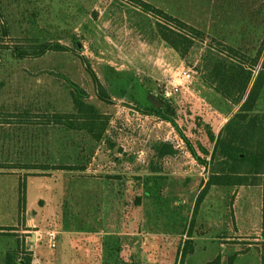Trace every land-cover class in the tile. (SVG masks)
I'll list each match as a JSON object with an SVG mask.
<instances>
[{
  "label": "rangeland",
  "instance_id": "1",
  "mask_svg": "<svg viewBox=\"0 0 264 264\" xmlns=\"http://www.w3.org/2000/svg\"><path fill=\"white\" fill-rule=\"evenodd\" d=\"M144 1L252 56L264 39V0ZM0 10L9 32L0 23V45L10 46L0 59V165L78 168L0 170V197L10 199L14 216L18 203L21 217L28 211L27 234H12L15 251L25 244L22 264L29 257L33 264H208L219 255L228 264L235 249L247 252L255 239L264 245V187H214L197 210L208 169L150 113L149 94L163 100L182 68L192 75L189 91L168 100L174 110L164 100L163 108L196 147L209 145L208 125L218 135L240 110L203 80L217 55L210 39H189L183 59L160 38L164 23L129 0H0ZM45 43L68 51L14 53ZM94 75L109 103L98 98ZM79 91L110 118L100 143L86 131L42 125L47 115L74 112ZM257 111L264 112V94ZM22 116L30 125L19 123ZM168 143L176 153L160 159L157 148ZM243 258L238 264H259V251Z\"/></svg>",
  "mask_w": 264,
  "mask_h": 264
},
{
  "label": "trees",
  "instance_id": "2",
  "mask_svg": "<svg viewBox=\"0 0 264 264\" xmlns=\"http://www.w3.org/2000/svg\"><path fill=\"white\" fill-rule=\"evenodd\" d=\"M130 3L147 15L155 17L164 23L158 25L160 38L181 58L185 59L191 50L189 39L205 41L210 39L199 28L171 16L165 11L155 7L144 0H129ZM0 23L4 28L5 37H8V28L4 23L3 13L0 10ZM10 46L0 45V59L2 51L9 50ZM210 48L217 55L216 58L207 61L203 72V80L212 87L217 94L231 103L232 106H240L224 125L220 133L207 126L208 146L200 145L199 148L180 129L178 124L170 117L165 109L150 108V113L170 123L181 136L188 152L201 166L208 169L209 179L203 185V191L198 199L197 210L205 201L214 187H264V112L257 111L258 105L264 94V39L254 56L241 48L234 47L223 41L210 39ZM67 48L61 44L45 43L38 46L25 47L18 45L14 53L19 59L38 58L49 52H66ZM98 98L109 103L110 98L105 87L94 75ZM88 93L79 91L72 93L74 112L66 114H52L44 117V126H62L69 130L86 131L96 142H102L107 134L110 118L98 112L95 106L88 102ZM166 106L174 110L170 100L163 98ZM28 117H21L22 125H30ZM158 157L165 159L176 152L171 144H163L157 148ZM200 153V154H199ZM27 169L42 171H74L72 166H8L0 165V170ZM157 173V169H152ZM26 184L21 180L20 200L26 207ZM18 254H8L6 264H22L18 261ZM182 255V259H184ZM236 255L228 264H233ZM219 255L208 264H223ZM24 264H32V258H27Z\"/></svg>",
  "mask_w": 264,
  "mask_h": 264
},
{
  "label": "crops",
  "instance_id": "3",
  "mask_svg": "<svg viewBox=\"0 0 264 264\" xmlns=\"http://www.w3.org/2000/svg\"><path fill=\"white\" fill-rule=\"evenodd\" d=\"M4 174H0V176H3ZM5 201V198H1L0 197V204L3 205L1 206L0 205V212H3L5 214L4 216V220L1 221L0 220V264H6V260H7V256L8 254L12 253L13 251H15L13 249V238L12 237V234L13 233H16V234H27V218H28V211L25 212V218L24 216L21 217V214L19 213V203H18V206H16V212L18 211V214L17 215H13V207H12V204L10 202V199L7 200V202H4ZM3 203V204H2ZM7 205V206H6ZM11 205V207H10ZM6 212H7V215H6ZM11 218H15V220H20L22 219H25L26 221H24L25 223V228L22 227V225L24 224L22 222V225L21 227L20 226H17L18 224H14L12 225V222H10ZM7 220V222H6ZM35 222V220H33V223ZM14 228V229H13ZM17 237H15L16 239ZM20 238H22V236H20ZM255 242L258 244L257 246L253 247L252 245H249V249L248 251L246 252H239V250H236L235 249V255H236V258L234 260V263L233 264H238V260H241V259H244L243 257H246L247 254H249V252H252L253 250L254 251H259V264H264V261L262 259V257H264V250H263V241L262 240H259V239H255ZM26 243H27V240H26ZM15 244V243H14ZM262 244V246H261ZM16 245V244H15ZM27 246V244H26ZM25 247V244H23V242L21 241L20 244H19V248L20 249H16V250H21L22 251V248ZM15 248V246H14ZM19 251H15L18 255V261L20 262L21 258L19 256H22L21 252L19 253ZM22 263V261L20 262ZM32 264H33V260H32Z\"/></svg>",
  "mask_w": 264,
  "mask_h": 264
},
{
  "label": "built area",
  "instance_id": "4",
  "mask_svg": "<svg viewBox=\"0 0 264 264\" xmlns=\"http://www.w3.org/2000/svg\"><path fill=\"white\" fill-rule=\"evenodd\" d=\"M191 80V72L185 68L180 69L176 74V78H174V80L166 88L164 98L171 100L182 91L188 92L189 88L187 85L191 82Z\"/></svg>",
  "mask_w": 264,
  "mask_h": 264
},
{
  "label": "water",
  "instance_id": "5",
  "mask_svg": "<svg viewBox=\"0 0 264 264\" xmlns=\"http://www.w3.org/2000/svg\"><path fill=\"white\" fill-rule=\"evenodd\" d=\"M148 101L153 105V107L157 109H161L165 106V103L163 100H161L160 98L152 94H149Z\"/></svg>",
  "mask_w": 264,
  "mask_h": 264
}]
</instances>
